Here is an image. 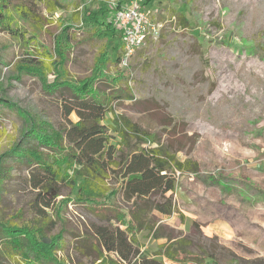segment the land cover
I'll return each mask as SVG.
<instances>
[{
  "label": "rangeland",
  "instance_id": "obj_1",
  "mask_svg": "<svg viewBox=\"0 0 264 264\" xmlns=\"http://www.w3.org/2000/svg\"><path fill=\"white\" fill-rule=\"evenodd\" d=\"M135 1L151 13L159 35L121 68L115 63L118 37L110 41L106 31L100 34L87 14ZM9 4L14 19L6 30L0 24V163L10 170L0 187V222L46 226L48 238L61 236L56 256L62 264L98 263L95 226L126 229L110 220H131L134 205L117 192V173L100 184L104 196L90 202L61 183L60 196L41 214L30 180L36 165L7 155L23 140L30 121L25 115L56 129L78 120L64 111L72 92L46 86L91 77L106 53L109 80L97 87L110 92L111 80L118 79L116 88L126 96L105 117L112 143L156 149L176 178L170 216L150 210L149 203L135 211L139 227L133 236L141 253L166 264L207 263L209 257L218 264H264V0ZM20 6L24 13L16 12ZM131 122L139 131L130 130ZM116 128L127 132L126 142ZM0 253L4 264H25L5 249Z\"/></svg>",
  "mask_w": 264,
  "mask_h": 264
},
{
  "label": "trees",
  "instance_id": "obj_2",
  "mask_svg": "<svg viewBox=\"0 0 264 264\" xmlns=\"http://www.w3.org/2000/svg\"><path fill=\"white\" fill-rule=\"evenodd\" d=\"M114 11V8L103 5L92 14L88 12L87 16L96 24L100 34L106 31L110 41L118 37L115 45L117 53L115 63L119 64L120 35L113 26ZM16 12L24 13V10L20 6ZM13 19L9 0H0V24L4 30L6 27L8 29ZM109 59V55L102 54L96 61L95 73L79 83L65 81L46 86L49 92L61 89L72 92L70 104H64V111L68 118L75 113L78 120L76 122L68 120L66 127L56 129L45 120L25 115L30 121L23 132V140L20 146L15 147L7 155L25 161L30 166L36 165L30 180L33 189L37 191V202H41V208L38 210L41 214L45 213L46 208H52L60 196L61 183L73 185L77 188L78 196L90 202L104 196L100 184L111 173H117L121 178L117 192L122 193L127 202H134L133 210L130 212L131 220L121 215L110 219L116 220L126 229L110 224L94 227L93 235L99 247L95 262L166 264L156 256L149 257L141 253L133 236L139 227L135 211L149 203L150 210H157L170 216L173 213L172 193L175 190L176 178L170 162L164 160L156 149L132 147L127 144L125 130L116 128L117 135L126 142L127 148L122 149L120 143H112L114 137L105 124V117L107 113L114 111L113 102L126 96L120 94L116 88L120 82L118 79L111 80L113 87L110 92L97 87L99 81L109 80L104 74ZM37 74L40 72L37 71ZM2 102L8 107H14L19 113L22 111L15 104L4 100ZM22 113L25 114L24 111ZM128 126L133 132L139 131L132 122ZM143 143L146 141L143 140ZM4 164L1 166L0 163V187L6 176L10 175L9 168ZM153 198L156 200H152ZM165 200L168 203L163 202ZM0 242V250L5 249L9 254L20 256L25 264H62L56 256V252L61 249V236L48 238L46 226L17 227L0 222ZM3 254L5 255L4 252ZM3 254L0 253V258ZM113 256L117 260H114ZM168 258L174 259L169 254ZM209 258V262L200 264H218L213 257ZM4 263L0 259V264Z\"/></svg>",
  "mask_w": 264,
  "mask_h": 264
},
{
  "label": "built area",
  "instance_id": "obj_3",
  "mask_svg": "<svg viewBox=\"0 0 264 264\" xmlns=\"http://www.w3.org/2000/svg\"><path fill=\"white\" fill-rule=\"evenodd\" d=\"M138 1L129 6L111 3L114 8L113 26L119 33V66L129 67L137 50L143 47L149 39L159 35L157 23L150 12L142 8Z\"/></svg>",
  "mask_w": 264,
  "mask_h": 264
}]
</instances>
